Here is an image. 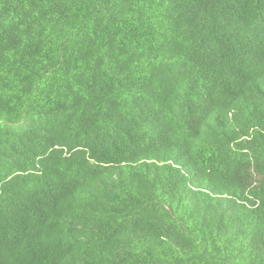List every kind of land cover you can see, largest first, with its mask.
I'll use <instances>...</instances> for the list:
<instances>
[{
  "label": "trees",
  "instance_id": "obj_1",
  "mask_svg": "<svg viewBox=\"0 0 264 264\" xmlns=\"http://www.w3.org/2000/svg\"><path fill=\"white\" fill-rule=\"evenodd\" d=\"M0 264H264V0H0Z\"/></svg>",
  "mask_w": 264,
  "mask_h": 264
}]
</instances>
